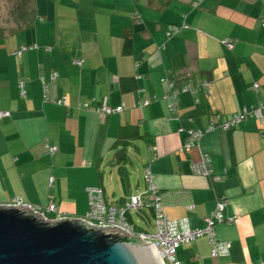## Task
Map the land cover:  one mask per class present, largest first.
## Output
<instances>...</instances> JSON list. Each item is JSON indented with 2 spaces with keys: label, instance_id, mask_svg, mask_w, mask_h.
Instances as JSON below:
<instances>
[{
  "label": "crops",
  "instance_id": "1",
  "mask_svg": "<svg viewBox=\"0 0 264 264\" xmlns=\"http://www.w3.org/2000/svg\"><path fill=\"white\" fill-rule=\"evenodd\" d=\"M194 1L33 0L31 23L0 34V111L8 112L0 118V199L18 196L48 218L79 217L86 188L100 186L108 203L121 204L144 190L129 170L128 155L140 150L141 166L155 156L161 190H185L195 204L164 206L169 219L202 227L217 199L233 218L215 226L216 238L230 241L227 257L211 256L201 236L177 247L178 264L264 262V108L259 118L205 131L217 113L219 123L264 102V0ZM204 80L207 90L178 93L170 117L169 89ZM188 129L205 133L180 150ZM119 140H127L124 159ZM202 153L214 180L192 171ZM138 209L152 227L154 207Z\"/></svg>",
  "mask_w": 264,
  "mask_h": 264
},
{
  "label": "built area",
  "instance_id": "2",
  "mask_svg": "<svg viewBox=\"0 0 264 264\" xmlns=\"http://www.w3.org/2000/svg\"><path fill=\"white\" fill-rule=\"evenodd\" d=\"M200 0L193 2V6H197ZM262 26H264V19H262ZM177 26L173 27V31L177 30ZM224 45L227 48H232L233 43L231 40H224ZM25 49V46H22L18 54L21 53V50ZM78 64H81L80 60H77ZM170 88L172 82L165 80ZM19 86L22 88L23 83L20 81ZM207 82L201 81L197 83H185L181 87L176 89H169L167 97L169 99L168 105V114L169 116H177L178 100L177 95L179 92H188L189 94H195L198 91L207 90ZM259 84L254 83L253 88H258ZM21 95H24L22 90ZM47 97L45 93L44 98ZM56 103L64 104V98L56 99ZM147 100H144L143 103H147ZM85 109H88V106H84ZM264 108V102L257 107L243 108L240 114H233L229 116L224 121L216 123L220 114H215L214 118L210 120V123L205 131L211 130L215 126H219L222 129H230L235 127L240 123L247 115H253L257 118L261 116L262 109ZM106 111V108L98 109L97 112L102 114ZM8 112L0 111V118L6 116ZM205 131L200 129H188L186 131L187 136L183 146H180V150L190 147L192 145H199V142L205 133ZM46 148L49 153H54L56 151L55 146H48ZM155 156H152L148 163L143 168V178L145 187L141 193L136 195L129 196L123 203L117 205L108 203L103 194V189L100 187H87L86 191L88 194V211L84 216L73 217L81 218L91 225L102 226V225H117L126 229L129 233L133 235H139L147 244L152 245L156 250L163 264H177L175 258L177 247L185 242H189L195 238L201 236L209 237V242L211 245L210 254L214 257H223L228 253L230 247V241L221 240L216 238L215 226L222 222H232L233 218H226L223 215L225 209V200L217 199L215 202L214 209L206 216L203 217L204 225L203 227L192 228L189 225L188 219L186 217L169 219L164 213V206H173L180 202H185V207L187 209H193L195 207L194 203L190 200L189 192L185 190H161L154 181L153 173L150 169V162L153 161ZM192 171L195 174L208 176L212 180L216 179L212 176L211 170L209 169V156L207 153L201 154V159L199 162H196L192 165ZM0 204L5 205H27L36 212H41L34 205L23 201L20 197H12L8 199H0ZM152 205L155 210L154 216V231L151 233L145 232H134L132 226H130L125 218L124 214L129 209H138L144 205ZM47 209L49 211L56 212L57 208L54 204H50ZM69 217L68 215L58 213L55 218ZM260 264H264L261 262Z\"/></svg>",
  "mask_w": 264,
  "mask_h": 264
},
{
  "label": "water",
  "instance_id": "3",
  "mask_svg": "<svg viewBox=\"0 0 264 264\" xmlns=\"http://www.w3.org/2000/svg\"><path fill=\"white\" fill-rule=\"evenodd\" d=\"M147 243L117 225L0 204V264H163Z\"/></svg>",
  "mask_w": 264,
  "mask_h": 264
},
{
  "label": "rangeland",
  "instance_id": "4",
  "mask_svg": "<svg viewBox=\"0 0 264 264\" xmlns=\"http://www.w3.org/2000/svg\"><path fill=\"white\" fill-rule=\"evenodd\" d=\"M33 8V0H0V34L11 33L25 27L34 16ZM128 156L130 157L129 170L132 175L131 183L134 185V182L138 181L144 189L143 166H141L143 155L139 150L131 152ZM138 210L129 209L125 214L128 223L134 225L133 231L144 232L147 230L148 232H153L154 225L152 227L148 226V223L140 216Z\"/></svg>",
  "mask_w": 264,
  "mask_h": 264
},
{
  "label": "trees",
  "instance_id": "5",
  "mask_svg": "<svg viewBox=\"0 0 264 264\" xmlns=\"http://www.w3.org/2000/svg\"><path fill=\"white\" fill-rule=\"evenodd\" d=\"M195 1H196V0H195ZM192 4H193V2H192ZM192 6H193V5H192ZM193 7H196V6H193ZM33 17H34V16H33ZM32 19H33V18H32ZM32 19H31V20H32ZM31 20L29 21V23L26 24V26H28V25L31 23ZM26 26H25V27H26ZM25 27H23V28H25ZM23 28H22V29H23ZM30 47H34V46L31 45ZM124 47H125V49H127V50L129 49V47H130V41H129V40H126V41H125V43H124ZM20 48H21V47H20ZM20 48H19L17 51H19ZM17 51H16V52H17ZM17 54H18V53H17ZM77 60H79V59H76V61H77ZM80 61H81V60H80ZM21 82H22V81H21ZM22 83H23V82H22ZM22 90H23V87H22V88L20 87V93H21ZM23 91H24V90H23ZM60 98H63V97H59V98H56V99H60ZM56 99H55V100H56ZM55 100H54V101H55ZM241 112H242V111L237 112V113H234V114H240ZM231 115H233V114H230L229 116H231ZM229 116H227L226 119H227ZM247 116H248V117H255V116H253V115H247ZM247 116H246V117H247ZM224 120H225V119H224ZM224 120H223V121H224ZM238 124H239V123H238ZM235 126H236V125H235ZM186 131H187V130H186ZM186 136H187V133H186ZM185 139H186V137H185ZM126 141H127V140H119V142H120V144H121L122 147L119 148V150H118V156H119L118 158L121 157L122 159H124L125 156L127 155V152L125 151V147H124L125 144H126ZM184 142H185V140H184ZM183 145H184V143H183L181 146H183ZM194 146H197V145H192V146L187 147V148H184V149H189V148L194 147ZM184 149H183V150H184ZM200 159H201V157H200ZM200 159H199V161H200ZM199 161H198V162H199ZM209 162H210V160H209ZM147 163H148V161L146 160V162L144 163V166H145ZM144 166H143V168H144ZM209 169H210V165H209ZM210 170H211V169H210ZM211 173H212V170H211ZM96 187H100V186H96ZM144 187H145V186H144ZM100 188H102V187H100ZM172 191H177V189H176V190H172ZM13 197H18V196H13ZM11 198H12V197H11ZM124 201H125V200H124ZM124 201H123V202H124ZM123 202H122V203H123ZM192 202H193V201H192ZM193 203H194V202H193ZM117 205H119V204H117ZM194 205H195V204H194ZM83 216H84V215H83ZM124 218H125V216H124ZM202 227H203V226H202ZM206 237H207V236H206ZM207 238H208V241H209V237H207ZM209 243H210V242H209ZM210 250H211V245H210ZM229 252H230V247H229L228 253H227L225 256H223V257H215V258H218V259H219V258L227 257V256L229 255ZM210 255H211V254H210ZM211 256H212V255H211ZM213 257H214V256H213ZM175 258H176L177 262L179 263V261H178L176 255H175ZM178 263H177V264H178ZM258 264H260V263H258Z\"/></svg>",
  "mask_w": 264,
  "mask_h": 264
},
{
  "label": "bare ground",
  "instance_id": "6",
  "mask_svg": "<svg viewBox=\"0 0 264 264\" xmlns=\"http://www.w3.org/2000/svg\"><path fill=\"white\" fill-rule=\"evenodd\" d=\"M153 250H155V252H157V250L153 247ZM160 259H161V257H160Z\"/></svg>",
  "mask_w": 264,
  "mask_h": 264
}]
</instances>
